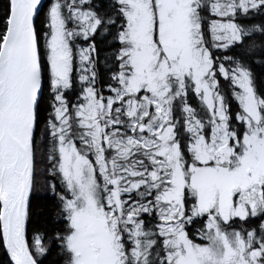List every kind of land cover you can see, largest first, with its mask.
Instances as JSON below:
<instances>
[{"label": "snow or ice", "instance_id": "snow-or-ice-1", "mask_svg": "<svg viewBox=\"0 0 264 264\" xmlns=\"http://www.w3.org/2000/svg\"><path fill=\"white\" fill-rule=\"evenodd\" d=\"M0 264H264V0H0Z\"/></svg>", "mask_w": 264, "mask_h": 264}, {"label": "trees", "instance_id": "trees-1", "mask_svg": "<svg viewBox=\"0 0 264 264\" xmlns=\"http://www.w3.org/2000/svg\"><path fill=\"white\" fill-rule=\"evenodd\" d=\"M103 54V53H102Z\"/></svg>", "mask_w": 264, "mask_h": 264}]
</instances>
